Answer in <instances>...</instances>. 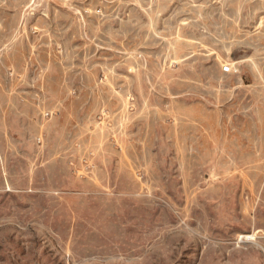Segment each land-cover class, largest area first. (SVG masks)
<instances>
[{
  "label": "rangeland",
  "instance_id": "obj_1",
  "mask_svg": "<svg viewBox=\"0 0 264 264\" xmlns=\"http://www.w3.org/2000/svg\"><path fill=\"white\" fill-rule=\"evenodd\" d=\"M0 264H264V0H0Z\"/></svg>",
  "mask_w": 264,
  "mask_h": 264
},
{
  "label": "built area",
  "instance_id": "obj_2",
  "mask_svg": "<svg viewBox=\"0 0 264 264\" xmlns=\"http://www.w3.org/2000/svg\"><path fill=\"white\" fill-rule=\"evenodd\" d=\"M224 72H226V73H232L233 72V68L231 67V66H226V67H224Z\"/></svg>",
  "mask_w": 264,
  "mask_h": 264
},
{
  "label": "bare ground",
  "instance_id": "obj_3",
  "mask_svg": "<svg viewBox=\"0 0 264 264\" xmlns=\"http://www.w3.org/2000/svg\"><path fill=\"white\" fill-rule=\"evenodd\" d=\"M248 239H251V237H248Z\"/></svg>",
  "mask_w": 264,
  "mask_h": 264
}]
</instances>
